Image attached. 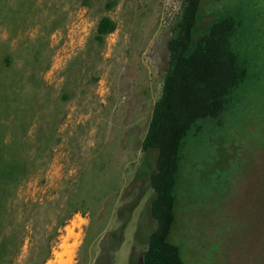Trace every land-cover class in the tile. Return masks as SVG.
Masks as SVG:
<instances>
[{
  "label": "rangeland",
  "instance_id": "1",
  "mask_svg": "<svg viewBox=\"0 0 264 264\" xmlns=\"http://www.w3.org/2000/svg\"><path fill=\"white\" fill-rule=\"evenodd\" d=\"M182 3L0 0V144H13L6 158L23 164L8 192L20 219L7 228L28 232L15 264L38 259L36 245L73 206L88 223L81 234L61 227L66 241L47 264H141L156 228V151L143 153L142 142ZM235 6L245 13L240 48L255 59V79L222 126L207 121L189 142L172 234L187 264H264V0H204L199 26ZM103 17L118 28L100 44Z\"/></svg>",
  "mask_w": 264,
  "mask_h": 264
},
{
  "label": "trees",
  "instance_id": "2",
  "mask_svg": "<svg viewBox=\"0 0 264 264\" xmlns=\"http://www.w3.org/2000/svg\"><path fill=\"white\" fill-rule=\"evenodd\" d=\"M203 1L183 0L170 26L169 62L162 92L142 142L143 153L156 151L155 170L150 177L155 193L152 216L156 228L141 264H187L181 246L172 241V234L189 142L202 133L203 123L207 121L222 126L224 115L239 103L238 91L255 79L252 74L255 59L240 48L239 40L247 33L243 8L221 10L207 25L199 26ZM106 6L111 10L116 2L110 1ZM117 28L116 21L103 17L96 28V41L104 44ZM12 61L11 55L5 56L6 64ZM10 145L13 147V144H0V264H15L28 237L25 224L14 226L11 231L7 228L8 221L20 219L18 210H9V188H16L23 179V164L6 158L12 149ZM79 211L73 206L67 217L58 221L48 240L36 245L40 257L28 264L48 263L60 228Z\"/></svg>",
  "mask_w": 264,
  "mask_h": 264
},
{
  "label": "built area",
  "instance_id": "3",
  "mask_svg": "<svg viewBox=\"0 0 264 264\" xmlns=\"http://www.w3.org/2000/svg\"><path fill=\"white\" fill-rule=\"evenodd\" d=\"M88 223V217L85 216L83 213L79 212L73 215V217L67 222V224L60 230V232L62 233L63 230L67 233L68 235V231L71 230L76 234H81L83 233L84 227L87 225ZM66 238L64 237V235L62 234L59 237V241L56 244V248H54L53 251V256L52 258L48 261V262H52V261H56L57 260V252H61L60 249H62L63 244L65 243ZM71 248H70V252L72 253H76V249L78 248L79 244H78V240H73V241H68L67 242ZM58 248V249H57ZM67 258V257H66Z\"/></svg>",
  "mask_w": 264,
  "mask_h": 264
},
{
  "label": "bare ground",
  "instance_id": "4",
  "mask_svg": "<svg viewBox=\"0 0 264 264\" xmlns=\"http://www.w3.org/2000/svg\"><path fill=\"white\" fill-rule=\"evenodd\" d=\"M66 264H68V263H66Z\"/></svg>",
  "mask_w": 264,
  "mask_h": 264
}]
</instances>
